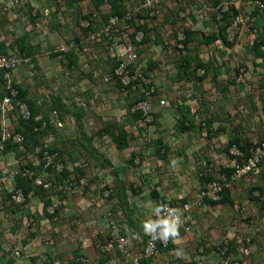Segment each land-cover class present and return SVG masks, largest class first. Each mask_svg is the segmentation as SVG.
Listing matches in <instances>:
<instances>
[{
  "label": "rangeland",
  "instance_id": "rangeland-1",
  "mask_svg": "<svg viewBox=\"0 0 264 264\" xmlns=\"http://www.w3.org/2000/svg\"><path fill=\"white\" fill-rule=\"evenodd\" d=\"M145 2L0 0V59L13 64L0 79V264H123L115 241L127 239L138 255L154 238L159 200L194 205L176 248L144 264H264V58L251 51L264 37L262 0ZM231 7L232 46L204 45L202 35L217 30L213 16ZM116 9L123 18L110 17ZM184 30L204 70H179ZM128 46L135 59L125 85L116 70ZM17 87L49 120L47 135L20 129L33 110L15 99ZM183 115L191 131H180ZM108 124L127 133L128 147L101 134ZM236 137L262 152L253 148L259 164L226 180L221 168L243 167L228 146ZM156 140L169 147L163 157ZM7 144L17 147L6 152ZM213 182L231 203L203 202Z\"/></svg>",
  "mask_w": 264,
  "mask_h": 264
},
{
  "label": "trees",
  "instance_id": "trees-1",
  "mask_svg": "<svg viewBox=\"0 0 264 264\" xmlns=\"http://www.w3.org/2000/svg\"><path fill=\"white\" fill-rule=\"evenodd\" d=\"M75 2L77 1H81V0H74ZM220 12V20H216L215 16H213V21L217 24L218 30L216 32L211 33V35L207 36V35H202L201 38V42L204 45H210L211 43H214L216 41H220L225 47H231L232 46V42L229 41V37H228V29L231 27V25H233L234 23V18L237 17L238 15V10L234 7L228 8V10H218ZM116 17V19H120L123 18V15L116 9L114 10V12H112L110 14V17ZM109 17V18H110ZM135 28V32L136 31H145L144 27L137 25L134 27ZM190 34L191 32L184 30L183 35L184 38L183 40L180 42L183 47L187 50L188 53H185L183 56L180 57V61L178 62V68L179 70L184 69L188 70L189 68H191L193 66V64H195L194 68L195 70L198 69H205L206 65L204 63L201 62V60H199V58L196 56H191L188 55L189 54V50H188V43L191 41L190 40ZM135 37V36H134ZM132 40H133V36H131ZM261 47H264V37H261L258 41L257 44H255L254 46H252L251 51L254 53V55L256 57H260V58H264V52H260L261 51ZM0 51L3 52L4 48L3 45H0ZM6 71L3 68H0V79L2 80L4 78V75ZM183 72V71H182ZM199 81H201V78L198 79ZM2 93V92H1ZM8 93V91H7ZM3 97V93L0 95V99ZM15 99L18 101L19 104L24 105L30 108V110L33 112H30V116L27 118H23L21 117L19 119V125H20V129L23 130L25 132V130H29L28 134L30 135H34L36 134L37 129H40L43 127V130H39V133H42L43 135L46 134L47 135V131L50 129L49 126V120L47 119V117H43L40 119H37L38 116V111L34 110V102L30 99L27 98V93L25 90L21 89L20 87H17L16 89V96ZM45 124V125H43ZM193 127V123L191 118H188L187 116H182V121L180 124V131L182 132H188L191 131ZM37 128V129H36ZM112 126L108 125H104L102 127V130L100 131L102 135H108L112 142L116 145V147L118 149H125L126 147H128V143H129V139L127 136V133L125 131H120V132H115L112 130ZM26 137V136H24ZM156 144V150L155 153L159 155V153H161L162 151V157L165 156V153H167V151L169 150V147L166 144H163L161 142V140H156L155 142ZM260 145V144H259ZM228 146L230 148L235 147L236 150L242 154V156H235L234 158L236 159V162L238 163V166L241 167L252 155V149L256 148V146H254L253 144L249 143V142H243V140L241 138H233ZM17 147L16 145H6L5 147V151H10L12 150V148ZM261 147V146H259ZM135 156L134 154L131 155V159L128 161L130 164L133 163ZM236 168H221V173L223 174V176L225 177L226 180H230L232 178V176L235 174L236 172ZM202 179H207L206 178H202ZM25 181H27L26 178L23 177H19L17 178L16 182H15V188L16 189H20L22 192V196L24 201L28 200V194L30 193V188H28L25 184ZM203 190H206V188H203ZM258 191L262 192L260 188H258ZM154 197H157L156 193H153ZM203 202L204 203H212V204H224V203H231V200L229 198V194L228 191L223 188V186H221V191H220V198L218 200H209L206 197L203 198ZM50 217V216H47ZM172 240V238H171ZM228 245H226V252L228 251L229 247H227ZM171 248H173V244L172 241H170V243L168 244L167 248L162 249L159 248L160 250H165L168 251ZM146 260V258H143L142 260ZM140 260V264H144V261ZM13 262H11L10 264H12Z\"/></svg>",
  "mask_w": 264,
  "mask_h": 264
},
{
  "label": "built area",
  "instance_id": "built-area-1",
  "mask_svg": "<svg viewBox=\"0 0 264 264\" xmlns=\"http://www.w3.org/2000/svg\"><path fill=\"white\" fill-rule=\"evenodd\" d=\"M162 0H146V5H150L149 3H159ZM260 6L264 9V1L262 0V3ZM238 18H236L237 20ZM236 20L233 23L236 24ZM137 38V35L135 36ZM120 54H124L127 56L128 60L123 61L119 64L118 70H116V73L120 76L123 74L124 79H122L123 83L125 85H129V69L128 65L129 63L133 62L135 59V55L131 52V46H128L127 48H124ZM4 63L0 64V68H3L6 71V75L8 76V71L10 68L13 67V64L10 62H6L5 59H0ZM132 80H136L135 77H132ZM163 104V103H162ZM257 149V148H256ZM256 149L252 152V155L250 158L242 165L243 167L235 173H237L239 176L241 174L246 173L251 168H254L255 165L259 164V158L257 156H253ZM260 149H263L264 151V142L261 144ZM261 150L257 149L256 154H258ZM262 152V151H261ZM238 153V152H237ZM31 175V172H26L24 175ZM237 175V176H238ZM236 177V176H235ZM34 183H36L39 186H42L44 189H48L47 184H42L39 180L36 178L34 179ZM213 189V191H211ZM220 191L221 186H219L217 183L213 182L210 185V188L206 190H202L201 197H206L209 200H218L220 198ZM16 201H19V198L16 199L15 196L13 197ZM202 198V199H203ZM194 203L187 201L182 202L179 205L176 204H170L166 201L159 200L157 203V208L155 210V218H156V226L153 231L154 238H149L144 246L141 248V252L138 255L132 256L131 255V249L130 245L128 244L127 239L125 238H118L115 241L114 249L119 253L120 257L123 259V264H140V260L143 258H150L154 255H156L159 252V248L165 249L167 248L168 244L170 243L172 236L170 234H166V230L169 226L175 224L176 230H183L188 231V227L186 225V218L185 216L188 215L189 212H191V209L193 207ZM105 250H107L105 247L101 248V252L103 253Z\"/></svg>",
  "mask_w": 264,
  "mask_h": 264
},
{
  "label": "clouds",
  "instance_id": "clouds-1",
  "mask_svg": "<svg viewBox=\"0 0 264 264\" xmlns=\"http://www.w3.org/2000/svg\"><path fill=\"white\" fill-rule=\"evenodd\" d=\"M166 234H170L173 237L178 236L175 224L168 227V229L166 230Z\"/></svg>",
  "mask_w": 264,
  "mask_h": 264
},
{
  "label": "crops",
  "instance_id": "crops-1",
  "mask_svg": "<svg viewBox=\"0 0 264 264\" xmlns=\"http://www.w3.org/2000/svg\"><path fill=\"white\" fill-rule=\"evenodd\" d=\"M220 15V14H219ZM221 17V16H220ZM238 18V17H237ZM219 21V20H218ZM234 22H235V20H234ZM231 26H233V25H231ZM231 28V27H230ZM217 30H218V27H217ZM216 30V31H217ZM191 40V39H190ZM190 44V42L188 43V45ZM186 53V52H185ZM184 53V54H185ZM178 241H179V237H175L174 239H172V244H173V248H171L170 250H168V251H166V252H171V250H174L175 248H176V246H175V244L176 243H178Z\"/></svg>",
  "mask_w": 264,
  "mask_h": 264
}]
</instances>
